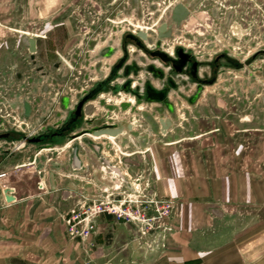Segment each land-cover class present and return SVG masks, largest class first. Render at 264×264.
<instances>
[{
    "label": "rangeland",
    "instance_id": "374dc122",
    "mask_svg": "<svg viewBox=\"0 0 264 264\" xmlns=\"http://www.w3.org/2000/svg\"><path fill=\"white\" fill-rule=\"evenodd\" d=\"M178 2L189 12L158 48L191 55L169 74L156 49L141 56L128 46L140 30L153 44ZM124 43L131 67L119 80L85 98L61 137L26 140L63 119V97L68 108L78 102ZM124 80L168 84V104L118 91ZM0 116L9 132L0 142V264H113L109 253L125 264L123 250L161 262L171 238L186 239L193 207H203L207 228L255 218L264 245V0H0ZM159 118L169 119L166 131ZM105 123L132 129L90 132ZM73 148L78 171L68 167Z\"/></svg>",
    "mask_w": 264,
    "mask_h": 264
},
{
    "label": "crops",
    "instance_id": "0c3cea01",
    "mask_svg": "<svg viewBox=\"0 0 264 264\" xmlns=\"http://www.w3.org/2000/svg\"><path fill=\"white\" fill-rule=\"evenodd\" d=\"M80 163L79 158L74 160L71 156L68 167L78 171L81 168ZM252 194L256 197L254 189ZM202 208L193 207L191 211L187 210L186 213L191 214V221L186 219V239L179 246L177 238H171L168 252L165 250V258L161 262L152 261V264H264V245L259 247L258 223L255 218L244 225H227L221 222L217 225L214 223L216 227L207 228L204 224L207 215ZM115 256L109 253L108 259L113 264L117 261ZM121 257L125 264H149L135 250L133 254L129 250H123Z\"/></svg>",
    "mask_w": 264,
    "mask_h": 264
},
{
    "label": "water",
    "instance_id": "95a60500",
    "mask_svg": "<svg viewBox=\"0 0 264 264\" xmlns=\"http://www.w3.org/2000/svg\"><path fill=\"white\" fill-rule=\"evenodd\" d=\"M189 12V3H183V2H178L175 5H173V7L170 10V22L167 21H163L161 23H159L158 27H157V44L159 45V43L161 42V40L163 38H167L170 35L171 32V27L174 24L179 23L180 21H182L188 14ZM238 31H242V29L240 27L237 28ZM136 36L140 39V40H145L146 37V33L143 31H137L136 32ZM29 50L32 51L34 50L33 45L35 43V39L29 38ZM121 45V44H119ZM121 49V46H119ZM175 49V50H174ZM173 49V54L171 55L170 53H168L167 51L158 48V51H156V55H158V57L165 63V65H167V71H172L171 74H173V72H177L176 74H178L179 71H181L182 69H184V63L187 60V58L189 57V55L191 54H187L186 52L183 51V49L185 50L184 47H177ZM114 51V47H112L111 45H107L106 47H104V49H102L101 54L108 56V55H112ZM159 61V60H158ZM161 62V61H159ZM197 63V61H196ZM148 70L152 73L153 76H156L158 78H162L165 75V71L164 69H162L161 67H156L153 63H150L148 65ZM196 71V64L193 63L191 66V74L192 76H196L195 74ZM113 74V73H112ZM167 74V73H166ZM172 84V82H170ZM112 84V83H111ZM133 84V83H132ZM132 84L130 83V81H123L122 83H115V86H119V90L125 91V89H129V93H133V91H135L136 93H138V95L143 98V100L151 102H158L159 104L161 103H167L168 100V84L166 83H162L160 85V88H154L150 81H146L144 83V86H132ZM199 88V87H198ZM134 95V94H133ZM193 98H195V95L191 98V100H193ZM85 99H83L79 105L82 104V102ZM158 126L160 127V130H165L169 128L170 126V121L168 118L164 119V118H159L158 120ZM0 124H3V119L0 118ZM156 124V123H155ZM124 125H126V128L128 131H130L132 129L131 124L127 123V124H123L120 125L119 123L116 124H110V123H105L102 124L100 126H96L91 128L90 132H92L93 135H101V134H110V135H114L117 136L118 134H120L123 129H124ZM85 131L87 132V129H81L79 130L77 133L75 134H83L85 133ZM73 137H76V135H73ZM72 157L74 158V160L78 159V156L76 155V150L75 148H73L72 150ZM4 197H5V201L7 202H11L14 200L13 195L11 194V189L9 188H5L4 189Z\"/></svg>",
    "mask_w": 264,
    "mask_h": 264
},
{
    "label": "flooded vegetation",
    "instance_id": "af4514ba",
    "mask_svg": "<svg viewBox=\"0 0 264 264\" xmlns=\"http://www.w3.org/2000/svg\"><path fill=\"white\" fill-rule=\"evenodd\" d=\"M147 35V34H146ZM134 39L136 40V44H129L128 46V50L130 46H134L136 48V51L134 53H139L141 56L145 55V52L149 53L150 50L152 49H156V51H158V47L159 45L157 44V39H155L154 42H152L151 37L149 38L150 43L152 47H148L147 44L145 43V41L140 40L137 36L136 38L134 37ZM147 40V38L145 39ZM124 45H126V43L123 44V47H121L122 53L121 55H119V57H117V59L111 64V67L109 68L107 74L100 79L99 81L95 82L94 85L82 96L79 98L78 102H74L72 104V107L68 108V100L66 97H63L62 99V108L63 109H68L67 113L65 114V116L63 117V119H59L57 121H52V123H47L48 121L44 122V124L42 123L41 125H39V131L37 133H35L33 135V137H27L26 140H28L29 142H41V140H46L47 137L50 138V136H52L54 139L57 137H61V135H63V132L65 131L66 128H70L72 126V124H68L69 123V119L73 118L70 116V114L72 113V111L74 110L75 115L78 117V115L81 114V105H79V103L85 99L88 98V96L93 97V96H97L98 94L102 93L104 91V89L106 88V85H108L110 82H112L113 80H115L120 74L125 73V67L126 69L129 68L130 64L127 63V53H126V48L124 47ZM128 45V44H127ZM36 48V45H35ZM34 48V50H35ZM139 48V49H137ZM144 48V49H143ZM29 49V47H28ZM34 50L30 51V52H34ZM141 51V53H140ZM156 54V53H155ZM221 56H224V54L222 53ZM107 57V56H106ZM108 57H110V55H108ZM215 58V57H214ZM212 59V58H211ZM210 59V60H211ZM200 63H196V67L199 65ZM129 65V66H128ZM128 66V67H127ZM131 67V66H130ZM119 74H118V73ZM113 73V74H112ZM118 79V78H117ZM124 81H129V80H124ZM146 81H144L142 84V86H144V83ZM151 85L156 88L155 84L150 82ZM118 90H119V86ZM159 89V88H157ZM83 104V103H82ZM61 108V109H62ZM31 110V105L28 101H24L22 104V111H23V115L27 116L29 115ZM1 118V116H0ZM76 119V118H75ZM72 122V121H71ZM70 122V123H71ZM2 124H0L1 126ZM68 125V126H67ZM78 132V131H77ZM75 132V133H77ZM75 133H71L69 135V139L73 138V135ZM71 137V138H70ZM9 139V132L4 131V132H0V142L4 141L6 142ZM68 139V140H69ZM18 143L14 144V146L16 147ZM51 143H43L42 145H46V148H50Z\"/></svg>",
    "mask_w": 264,
    "mask_h": 264
},
{
    "label": "bare ground",
    "instance_id": "6f19581e",
    "mask_svg": "<svg viewBox=\"0 0 264 264\" xmlns=\"http://www.w3.org/2000/svg\"><path fill=\"white\" fill-rule=\"evenodd\" d=\"M147 44V43H146ZM147 46L148 47H152L151 45H149V44H147ZM118 48V47H117ZM137 49H139V48H137ZM144 49V48H143ZM129 51H131V52H134V51H136V48L132 45V46H130L129 47ZM168 52V51H167ZM140 53H141V51H140ZM168 53H170L171 55L173 54V49H171ZM121 54V51H119V49H118V51H117V55L119 56ZM146 54V53H145ZM117 55H115L114 57H113V61L115 60V58H116V56ZM142 55V54H141ZM117 56V57H118ZM149 57V56H148ZM156 59V58H155ZM148 61V60H147ZM156 62H158V61H156ZM150 63H152V62H150ZM158 65H160V63H157ZM141 76V79H143L144 77H143V75H140ZM140 79V80H141ZM119 80V79H118ZM142 81V80H141ZM140 82V81H139ZM136 85V83H133L132 84V86L134 87ZM124 93L123 92H121V95H123ZM110 97H111V95H109ZM111 99V98H110ZM127 99V98H126ZM86 133V132H85ZM84 134V133H83ZM82 135V134H81Z\"/></svg>",
    "mask_w": 264,
    "mask_h": 264
}]
</instances>
